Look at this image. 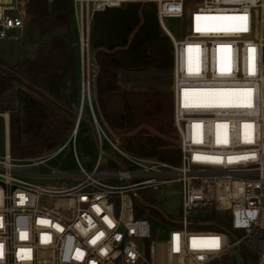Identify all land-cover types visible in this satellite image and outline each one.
<instances>
[{
    "label": "built area",
    "instance_id": "1",
    "mask_svg": "<svg viewBox=\"0 0 264 264\" xmlns=\"http://www.w3.org/2000/svg\"><path fill=\"white\" fill-rule=\"evenodd\" d=\"M27 1L0 0V41L22 35ZM144 1L155 3L172 45L179 164L111 142L89 101L95 163L87 171L77 162V174L41 175L73 182L47 188L21 169L73 147L78 124L57 149L20 165L11 159L8 121L0 114V264H212L233 257L243 264L242 251L250 264H264V0H71L81 45L88 50L95 14ZM242 15L247 30L234 31ZM166 19L183 23L181 38ZM102 141L121 160L115 171L99 170ZM171 185L179 186L178 220L139 196ZM150 211L167 221L163 240L151 236Z\"/></svg>",
    "mask_w": 264,
    "mask_h": 264
},
{
    "label": "trees",
    "instance_id": "2",
    "mask_svg": "<svg viewBox=\"0 0 264 264\" xmlns=\"http://www.w3.org/2000/svg\"><path fill=\"white\" fill-rule=\"evenodd\" d=\"M71 13V0H28L25 27L39 39V47L33 58L13 68L0 61V113L9 108L4 102H15L19 111L9 121L10 153L16 159L43 154L67 138L73 106L79 102ZM89 47L98 68L94 113L108 129L123 135L127 152L177 166L180 156L174 144L170 90L135 87L141 73L171 77L172 45L158 24L155 3H127L95 14ZM13 82L22 87L6 100ZM87 121L91 122L88 110L78 128L82 124L89 127ZM1 130L0 124V143ZM211 229L221 228L213 225ZM241 256L243 264L251 263L244 251Z\"/></svg>",
    "mask_w": 264,
    "mask_h": 264
},
{
    "label": "rangeland",
    "instance_id": "3",
    "mask_svg": "<svg viewBox=\"0 0 264 264\" xmlns=\"http://www.w3.org/2000/svg\"><path fill=\"white\" fill-rule=\"evenodd\" d=\"M164 25L166 28L176 37L181 38L183 34V23L180 20L175 19H166L164 20ZM69 28L71 29L74 41H75V51H76V75L79 78L78 82V105L73 106L74 114H77L81 111V116H86V110H88L90 119L91 113L89 109V101L94 102L95 94H94V82L95 76L97 74L98 68L96 67L93 59V53L88 47V50L85 46H82L79 40V33L74 24V20L70 18ZM39 39L33 35L31 31H29L26 27L22 32V35L16 41H0V61L3 62L8 67H12L16 65L18 62H21L24 59H31L34 57L36 49L39 47ZM166 82L168 84L166 85ZM171 85V77L166 74L155 73V72H145L137 75V81L135 83V87L140 91H160V90H170ZM17 87H22L18 83L13 82V88L9 91L5 99L9 100L12 96V93ZM83 96V97H82ZM82 102V105L80 104ZM4 106L8 108V110L0 113L2 116L5 115L8 121V140H9V148H10V130H9V121L11 116H19V111L17 104L15 102L3 103ZM93 108V106H92ZM95 114V113H94ZM98 118V115L95 114ZM98 122L101 125L102 129L106 133L108 139L119 145L122 149L123 135H119L110 129L98 118ZM71 127L67 133V139L72 135L75 124L77 123V119L74 115L71 122ZM0 124L2 126L1 135L2 142L0 143V156L4 154L5 147V124L3 117L0 116ZM78 133L76 134V141L74 146H67L62 152L58 155L46 160L43 164L37 166H31L27 168H22L21 170L28 173L40 174V175H48L55 172L61 173H69V174H77L78 166L77 162H79L83 168L87 171H90L95 163L97 154H98V146L95 144L91 134L90 128L86 124L80 125L78 128ZM151 134H155L154 131L150 130ZM65 141H63L60 145H62ZM176 146V141L174 142ZM59 145V146H60ZM59 146L54 149L44 152L43 154L28 157L25 159H16L11 153V159H13L17 164H26L30 160H34L37 158H41L48 153L54 151ZM125 150V149H124ZM100 151L103 153V159L99 170L102 171H115L117 170V164L113 161L106 160L104 155H108L115 159L116 161H121L115 154L112 153L109 146L102 141ZM126 151V150H125ZM32 181L45 186L47 188H59L64 187L68 188L73 184L70 180H62V179H53V178H34ZM142 201L146 202L157 208L160 212H163L166 215H170L173 219L178 220L179 213V186L171 185V186H161L158 190H146L139 193ZM158 211H150V223H151V236L153 239L163 240L165 238V224H167L166 219L161 215ZM239 236V234H238ZM232 238L229 237V242H231ZM212 264H241V261L237 257L233 258H224L219 261H216Z\"/></svg>",
    "mask_w": 264,
    "mask_h": 264
},
{
    "label": "water",
    "instance_id": "4",
    "mask_svg": "<svg viewBox=\"0 0 264 264\" xmlns=\"http://www.w3.org/2000/svg\"><path fill=\"white\" fill-rule=\"evenodd\" d=\"M81 105H82V102L80 103ZM75 115V117H76V119H77V123H76V125L79 123V121L81 120V118H80V115L77 113V114H74ZM87 124L89 125V128H90V134H91V136H92V138H93V140H94V142H95V144L97 143V141H96V138H95V134H94V128H93V125H92V122H90V121H87ZM105 157L108 159V160H110V161H113V162H115L118 166H120V164L115 160V159H113L112 157H110V156H108V155H105Z\"/></svg>",
    "mask_w": 264,
    "mask_h": 264
},
{
    "label": "snow or ice",
    "instance_id": "5",
    "mask_svg": "<svg viewBox=\"0 0 264 264\" xmlns=\"http://www.w3.org/2000/svg\"><path fill=\"white\" fill-rule=\"evenodd\" d=\"M238 19L240 21V24L237 25L233 30L234 31H246L247 30V27H246L247 17L242 15ZM215 246L218 247V244ZM0 247H2V246H0ZM0 255H2V252H0Z\"/></svg>",
    "mask_w": 264,
    "mask_h": 264
},
{
    "label": "crops",
    "instance_id": "6",
    "mask_svg": "<svg viewBox=\"0 0 264 264\" xmlns=\"http://www.w3.org/2000/svg\"><path fill=\"white\" fill-rule=\"evenodd\" d=\"M26 173H28V172H26ZM28 174H29L28 177H31L32 179L39 178L41 176L40 174H33V173H28Z\"/></svg>",
    "mask_w": 264,
    "mask_h": 264
},
{
    "label": "bare ground",
    "instance_id": "7",
    "mask_svg": "<svg viewBox=\"0 0 264 264\" xmlns=\"http://www.w3.org/2000/svg\"><path fill=\"white\" fill-rule=\"evenodd\" d=\"M75 126H76V124H75Z\"/></svg>",
    "mask_w": 264,
    "mask_h": 264
}]
</instances>
